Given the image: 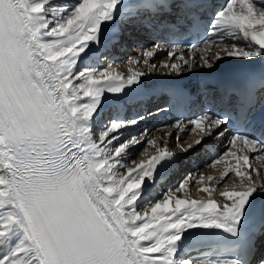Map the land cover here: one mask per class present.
I'll return each instance as SVG.
<instances>
[{
  "label": "snow or ice",
  "instance_id": "obj_1",
  "mask_svg": "<svg viewBox=\"0 0 264 264\" xmlns=\"http://www.w3.org/2000/svg\"><path fill=\"white\" fill-rule=\"evenodd\" d=\"M209 3L0 0V264H264V241L250 235L264 196V121L253 131L264 69L218 86L208 95L223 109L178 120L168 126L175 134L133 129L169 108L185 111L192 97L184 89H167L170 104L155 113L109 111L154 73L180 77L225 59L264 64V0H224L207 17ZM128 24L166 32V42L126 61L106 55ZM185 35L200 43L185 50ZM181 133H195L194 143ZM173 136L184 153L227 141L208 165L223 163L221 175L200 174L191 186L207 199L190 196L192 173L155 192L178 159ZM205 179L220 190L197 187ZM258 227L264 236V222Z\"/></svg>",
  "mask_w": 264,
  "mask_h": 264
},
{
  "label": "bare ground",
  "instance_id": "obj_2",
  "mask_svg": "<svg viewBox=\"0 0 264 264\" xmlns=\"http://www.w3.org/2000/svg\"><path fill=\"white\" fill-rule=\"evenodd\" d=\"M224 2V0H212V4L213 5H219L222 4ZM212 5V7H213ZM214 8V7H213ZM215 10V8H214ZM153 44L151 45H147L146 47H139V48H131V46H127V48L130 50L128 51L126 54L123 55V58L120 59L122 61H126L129 57H138L141 56V52L144 48H150ZM117 45L115 46H110L113 50H115ZM111 52V51H110ZM107 53L106 55H113L116 53ZM157 55L160 57L161 60H163L166 56H167V52H158ZM105 60L107 61V59H102L103 64L107 65L109 62H105ZM228 60V59H225ZM231 60V59H229ZM234 60V59H233ZM224 61V60H223ZM220 61H217L216 65L217 66L219 64ZM158 65L160 63V61H157ZM124 64L126 63H119V64H114L113 67L125 74L128 75V68L129 65L127 64L126 67H124ZM214 66V67H215ZM196 71H206V72H213V68L212 69H208V68H196L194 69ZM162 73H164L163 71H161V73L159 75H161ZM157 76V74H153L151 77H155ZM200 86L198 87V90H202L204 91L205 89L210 90V87L203 83L202 80H199ZM212 92V91H210ZM115 105L114 101L110 102V108L109 111L112 110V106ZM151 115H149L150 117ZM126 118H130L128 115ZM189 127L188 128H192L193 126L191 124H188ZM144 129H148L150 134L154 133L156 136H162V135H166V133L168 131H172L174 134L178 131L175 127L172 129H166L163 127V123L162 120L160 119H155L152 120L148 123L144 121L140 122L138 126H136L133 130L134 131H143ZM157 129H161V131H157ZM191 138H189V134L187 133H181L180 134V141H184V140H188L189 143H194V140L196 139V135L195 133L190 134ZM175 138L173 137H169L168 138V144L171 150H173L176 154V156H182L181 159L183 160V162H187L185 163L184 167H182L181 169H178L174 175H172L170 178L167 179V181H165L164 183L161 184L160 187H156L155 188V192L157 194L159 193H163L166 189L170 188V187H175L178 183V181L180 179H182L184 176H186L188 173H192L193 174V180L189 181V185H190V196L192 198H197V199H207L208 196L206 193L203 192H199V191H195L191 189V186L193 184L196 183V178H198V176L200 174H202L205 178L209 175L211 176H215V177H219L223 171L222 168V164H217L215 168H211L208 167V165L211 164V162L213 161L214 157L213 154L211 153V149L213 147H217V149H221L220 154H223L226 151V146H227V142L224 143H220L217 140H211L210 147H202V148H198V150H192L189 153H184L182 151L179 150V148H177V143L174 142ZM149 151H151V149H149ZM250 155H254L251 154ZM194 159L196 160V163L192 164V161ZM252 163L257 166L258 162L257 161H252ZM231 175V174H230ZM223 183V181H221V184ZM235 183V179L231 180L228 182L229 186H233ZM204 186H211V187H215L218 190H220V186L218 184H216L215 182H212L211 185H209V182L205 179V183L203 185H197V187H204ZM213 197L220 200L222 199L221 197H219L218 195V191L216 193H213ZM264 241V236H260V238L258 239V244H261V242ZM264 247V246H262ZM260 253L257 254V258H259Z\"/></svg>",
  "mask_w": 264,
  "mask_h": 264
},
{
  "label": "rangeland",
  "instance_id": "obj_3",
  "mask_svg": "<svg viewBox=\"0 0 264 264\" xmlns=\"http://www.w3.org/2000/svg\"><path fill=\"white\" fill-rule=\"evenodd\" d=\"M127 64H124V67H126Z\"/></svg>",
  "mask_w": 264,
  "mask_h": 264
}]
</instances>
